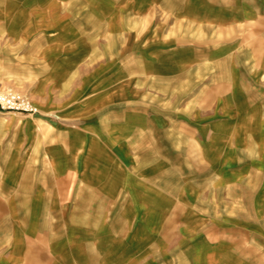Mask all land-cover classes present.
<instances>
[{"label": "crops", "instance_id": "obj_1", "mask_svg": "<svg viewBox=\"0 0 264 264\" xmlns=\"http://www.w3.org/2000/svg\"><path fill=\"white\" fill-rule=\"evenodd\" d=\"M0 264H264V0H0Z\"/></svg>", "mask_w": 264, "mask_h": 264}, {"label": "built area", "instance_id": "obj_2", "mask_svg": "<svg viewBox=\"0 0 264 264\" xmlns=\"http://www.w3.org/2000/svg\"><path fill=\"white\" fill-rule=\"evenodd\" d=\"M0 108L8 111L35 112L36 108L31 100L16 91H4L0 93Z\"/></svg>", "mask_w": 264, "mask_h": 264}, {"label": "rangeland", "instance_id": "obj_3", "mask_svg": "<svg viewBox=\"0 0 264 264\" xmlns=\"http://www.w3.org/2000/svg\"><path fill=\"white\" fill-rule=\"evenodd\" d=\"M4 91H16V92H19V93L23 94L18 89H16L13 85H7V84L0 85V93L4 92ZM0 110H3V109L0 108ZM3 111H8V110H3ZM23 113H26V114L28 113L29 114V113H34V112H23Z\"/></svg>", "mask_w": 264, "mask_h": 264}]
</instances>
